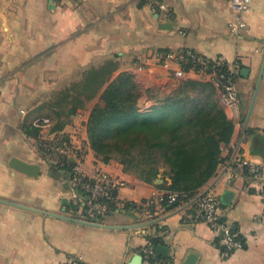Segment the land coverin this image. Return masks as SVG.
Instances as JSON below:
<instances>
[{"label": "crops", "instance_id": "0c3cea01", "mask_svg": "<svg viewBox=\"0 0 264 264\" xmlns=\"http://www.w3.org/2000/svg\"><path fill=\"white\" fill-rule=\"evenodd\" d=\"M156 4L0 0V264H67L79 257V264H143L142 249L153 239L157 257L172 264H264L263 186L235 169L240 159L264 163V0L252 1L240 31L231 27L230 0ZM182 49L238 62L241 105L236 114L225 108L234 133L216 175L194 196L158 204L148 216L141 205L166 195L168 178L145 183L118 161H102L88 142L93 104L77 108L61 96L70 99L72 85L110 63L116 76L163 72L157 54ZM58 134L85 141L81 164L88 175L101 168L124 182L125 204L102 222H89L99 226L70 220L84 221L76 193L43 148ZM14 159L38 166L39 175L14 169ZM211 190L243 243L229 258L222 257L218 233L194 217L197 198Z\"/></svg>", "mask_w": 264, "mask_h": 264}, {"label": "trees", "instance_id": "16d2710c", "mask_svg": "<svg viewBox=\"0 0 264 264\" xmlns=\"http://www.w3.org/2000/svg\"><path fill=\"white\" fill-rule=\"evenodd\" d=\"M115 69L110 63L93 70L78 84L79 93L95 96ZM140 97L131 73L107 83L100 96L103 104L95 105L87 122L90 147L102 161H118L126 173L145 183L152 184L161 175L168 178L169 185L166 181L162 186L166 197L178 193L183 201L194 196L216 175L234 133L217 87L184 79L147 111L141 110ZM61 169L70 171L68 166ZM152 242L159 244L157 239Z\"/></svg>", "mask_w": 264, "mask_h": 264}, {"label": "built area", "instance_id": "2783aa9c", "mask_svg": "<svg viewBox=\"0 0 264 264\" xmlns=\"http://www.w3.org/2000/svg\"><path fill=\"white\" fill-rule=\"evenodd\" d=\"M156 4L157 0H146ZM253 0H230L235 13V22L231 25L234 31L245 27L244 17L251 10ZM158 7L166 11L164 4L157 3ZM157 66L172 73L179 79H200L214 84L221 93V104L224 108L237 113L241 105L238 87L239 63L229 62L225 56L209 57L192 49L169 50L157 54ZM175 65L176 68L171 67ZM84 144L74 142L66 134H58L46 141L43 145L44 154L54 164L70 167L67 182L75 191L74 204L80 207L79 218L92 223H100L108 216L114 214L123 204L120 192L124 182L101 168H97L92 175L84 171L81 160ZM78 160L73 161L72 159ZM70 162L72 165L70 166ZM236 170H246L248 174L263 186L261 197L264 200V163L238 160ZM62 171H66L65 169ZM183 197V196H182ZM178 193L165 195L157 201L149 200L139 209L145 215L153 214V209L158 204H175L182 198ZM138 210V211H139ZM137 211V210H136ZM196 220L207 224L214 232L218 233L217 244L221 249L223 258H229L235 251L243 248V243L233 232L223 212V204L214 191H208L199 196L193 207ZM143 264H172L170 260L157 257L156 246L149 242L142 249ZM83 260L79 257L67 264H79Z\"/></svg>", "mask_w": 264, "mask_h": 264}, {"label": "rangeland", "instance_id": "374dc122", "mask_svg": "<svg viewBox=\"0 0 264 264\" xmlns=\"http://www.w3.org/2000/svg\"><path fill=\"white\" fill-rule=\"evenodd\" d=\"M119 75V74H118ZM117 75V76H118ZM134 75V74H133ZM116 74H111L110 77L108 78V82H111L114 80L116 77ZM135 82L138 84L141 97L139 99V106L142 111H147L151 108V106L155 103L157 98H162L168 94H171L179 87V85L182 83L184 79H179L173 76L168 75L165 72H158L157 74H138L134 75ZM85 78L80 80L75 87L72 85L71 88V93H70V99L66 98L64 99V95L68 93L62 94L61 102L62 104H69L73 106H77V108H85L89 109L90 104H93V108L97 104H103V102L100 99L101 93L96 94L95 96L92 97H86L84 99V95H81L78 90V84L82 81H84ZM107 83L105 85H107ZM104 85V86H105ZM76 88V89H73ZM102 90V88H101ZM100 90V91H101ZM68 92V91H67ZM68 99V100H67ZM81 128H78V133L77 135L79 136L81 132ZM78 144H83L85 141L82 140L80 141V138L76 139ZM84 147V146H83ZM64 170V169H62ZM66 174V177L69 176L70 171L66 170L65 172L63 171V174Z\"/></svg>", "mask_w": 264, "mask_h": 264}, {"label": "water", "instance_id": "95a60500", "mask_svg": "<svg viewBox=\"0 0 264 264\" xmlns=\"http://www.w3.org/2000/svg\"><path fill=\"white\" fill-rule=\"evenodd\" d=\"M163 72L167 73L168 75L172 76V73L168 70H164ZM11 166L20 171V172H23L29 176H33V177H36L39 175L40 173V168L36 165H32V164H28V163H25L21 160H18V159H14L12 160L11 162ZM159 179V178H158ZM230 195V193H228V196ZM1 201V200H0ZM9 203V202H8ZM10 204H13V205H17V206H20L18 204H14V203H10ZM50 215H53L55 217H60L62 218V216L60 215H56V214H50ZM70 220L74 221V222H78V223H81V224H86V225H91V226H99L97 224H92V223H89V222H85V221H80V220H77V219H71ZM158 252L161 253V254H165L166 250L164 248H159L158 249Z\"/></svg>", "mask_w": 264, "mask_h": 264}]
</instances>
